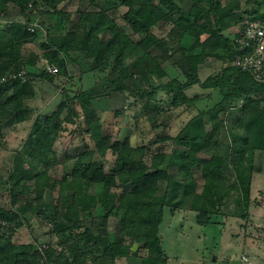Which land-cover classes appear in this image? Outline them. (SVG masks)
Returning <instances> with one entry per match:
<instances>
[{
    "label": "trees",
    "instance_id": "16d2710c",
    "mask_svg": "<svg viewBox=\"0 0 264 264\" xmlns=\"http://www.w3.org/2000/svg\"><path fill=\"white\" fill-rule=\"evenodd\" d=\"M31 1L0 0V16L13 7L22 17L0 25V77L7 78L0 84V138L10 125L29 119L33 79L54 81L56 75L38 68L40 58L66 77L77 53L93 70L116 72L122 84H107L103 95L141 98L147 120L164 127L155 142L172 140L174 147L169 153L134 144L123 121L117 134L108 126L94 93L71 96L63 88L59 107L36 118L0 170V194L10 198L9 206L0 204V264H168L160 235L167 207L196 212L201 225L217 221L216 215L248 222L257 154L264 152V84L233 64L240 34L226 30L247 18L264 22V0H79L74 11L60 6L65 0ZM37 21L44 28L32 33L30 23ZM164 26L167 34L157 31ZM35 42L40 49L32 48ZM132 52L137 57L127 62ZM209 60L222 67L202 79ZM168 66L184 78L170 77ZM193 85L208 91V99L216 92L219 97L172 134L176 119L168 112L192 110L206 97L188 94ZM70 124L81 142L66 153L64 162L72 164L56 178L51 171L62 160L55 145ZM32 217L51 240H21L19 231L32 225Z\"/></svg>",
    "mask_w": 264,
    "mask_h": 264
},
{
    "label": "rangeland",
    "instance_id": "374dc122",
    "mask_svg": "<svg viewBox=\"0 0 264 264\" xmlns=\"http://www.w3.org/2000/svg\"><path fill=\"white\" fill-rule=\"evenodd\" d=\"M78 5L79 0H65L60 6L65 10L74 11L78 8ZM20 18L22 17L18 16L17 10L10 7L0 16V25H6L7 22L4 21L19 20ZM240 26L241 24L226 30V32L230 36H234ZM157 31L161 34H167L168 27L164 26ZM43 39L39 42L43 41ZM31 46L35 50L40 49L38 48L39 44L36 42L32 43ZM136 57L135 53H129L127 62L133 61ZM73 59L75 61L72 62L69 76L56 75L53 82L42 77L33 79L35 96L26 102L30 113L29 119L10 125L5 132V136L0 138V170H5V162L8 155L21 148L24 139L35 124L36 118L51 114L59 107L62 102L63 88L68 90L71 96L83 90H90L94 93L95 106L100 109L103 119L108 118V126H111L114 133H118L123 121L125 126H129L134 144L145 143L151 145V148L155 150L160 148L166 152H172L174 141L155 142L157 134L164 127L154 128L147 120V116L143 114L142 107L144 103L141 98H136L129 92H114L110 95H103L102 92L107 84L111 82L115 86L122 84L116 72H113L112 69H108L105 72L93 70L89 60L84 58L83 54L74 53ZM221 67L220 62L209 60L201 67L199 75L202 79H205L209 75L217 74ZM168 70L170 77L178 76L184 78L177 67L168 66ZM137 84L144 88V84L141 82ZM187 92L190 95L201 93L204 94L203 96L208 93L199 85L191 86L187 89ZM214 95L213 99H208L207 96L201 99L197 103V107L192 110L180 108L169 111L168 114H171L172 118L175 117L176 119L172 125L171 133L175 134L178 131L179 122H184L199 110L212 106L219 97L217 92ZM160 97L166 98V95L160 93ZM160 106L166 107L167 105L166 103H161ZM137 118H139L138 122ZM74 128H76L75 125L70 124L69 130L62 133L56 142L55 148L62 160V163L51 171V174L56 178H60L65 169L72 164V161L68 164L64 162L66 153L76 150L81 142L79 131L74 134L70 132ZM108 158H113L111 153ZM110 165L111 162H109L108 168ZM197 179L200 183L203 182L199 174ZM101 188L102 185H99L98 190H101ZM252 198L251 216L248 222L238 217L216 215L214 220L217 221L201 225L196 221V212L186 208L172 211L171 208L167 207L160 226V235L162 237V245L169 257L168 264H245L244 257H247L251 264H264V152H258L257 154L256 170L253 175ZM0 204L9 206L10 198L7 192L0 194ZM188 204L189 200L184 199L183 207H187ZM94 213L100 214L101 209H95ZM246 223L247 225H244ZM48 226L51 228V225ZM47 230L48 228L43 226L41 220L32 217V225L21 229L19 236L23 241H29L34 236H38L39 241H37L41 244L47 242L46 240L52 239L49 233L45 234ZM54 239H56L55 235L53 236ZM99 242H102V240H99ZM133 264H140V260L133 261Z\"/></svg>",
    "mask_w": 264,
    "mask_h": 264
},
{
    "label": "built area",
    "instance_id": "2783aa9c",
    "mask_svg": "<svg viewBox=\"0 0 264 264\" xmlns=\"http://www.w3.org/2000/svg\"><path fill=\"white\" fill-rule=\"evenodd\" d=\"M37 1L32 0L30 6H33ZM240 24V28L238 27L236 33H234L237 34L238 32L240 36L236 35V43L234 45L235 59L233 64L242 70L251 72L256 81L264 84V22L247 18ZM37 27L44 28L37 21L30 23L29 30L35 33ZM38 65L49 74H59V67L46 57H41ZM24 74L25 71H22L20 76ZM6 79V77H0V84L5 82ZM3 224L6 226L4 228L5 230L7 224L6 222H3ZM243 259L245 260V264H251L247 257Z\"/></svg>",
    "mask_w": 264,
    "mask_h": 264
},
{
    "label": "water",
    "instance_id": "95a60500",
    "mask_svg": "<svg viewBox=\"0 0 264 264\" xmlns=\"http://www.w3.org/2000/svg\"><path fill=\"white\" fill-rule=\"evenodd\" d=\"M138 248V244H134V247H133V249H137Z\"/></svg>",
    "mask_w": 264,
    "mask_h": 264
},
{
    "label": "crops",
    "instance_id": "0c3cea01",
    "mask_svg": "<svg viewBox=\"0 0 264 264\" xmlns=\"http://www.w3.org/2000/svg\"><path fill=\"white\" fill-rule=\"evenodd\" d=\"M252 187H253V185H252Z\"/></svg>",
    "mask_w": 264,
    "mask_h": 264
}]
</instances>
